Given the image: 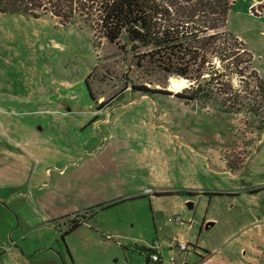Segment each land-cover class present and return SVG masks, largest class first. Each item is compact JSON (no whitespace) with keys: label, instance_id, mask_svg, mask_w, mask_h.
<instances>
[{"label":"rangeland","instance_id":"1","mask_svg":"<svg viewBox=\"0 0 264 264\" xmlns=\"http://www.w3.org/2000/svg\"><path fill=\"white\" fill-rule=\"evenodd\" d=\"M246 3L226 28L249 40L259 84L194 99L94 13L0 12V146L22 156L0 155L21 185L0 187V264H156L148 245L173 239L187 249L172 264H264V2Z\"/></svg>","mask_w":264,"mask_h":264},{"label":"trees","instance_id":"2","mask_svg":"<svg viewBox=\"0 0 264 264\" xmlns=\"http://www.w3.org/2000/svg\"><path fill=\"white\" fill-rule=\"evenodd\" d=\"M233 4L234 0H0V12L19 11L33 17L50 13L60 21L79 17L87 23L83 15L94 13L108 41L124 34L133 48L151 47L154 54L161 53L162 68L171 76L194 81L195 85L189 84L191 94L175 93L194 99L211 96L212 82L227 89L229 80L248 75L259 84L257 71L250 67V51L226 28ZM164 193L169 191L155 192Z\"/></svg>","mask_w":264,"mask_h":264},{"label":"crops","instance_id":"3","mask_svg":"<svg viewBox=\"0 0 264 264\" xmlns=\"http://www.w3.org/2000/svg\"><path fill=\"white\" fill-rule=\"evenodd\" d=\"M264 2V0H247V3H246V9L249 8V6L253 3V2ZM257 16V15H256ZM257 19L258 21H256L259 25H260V29H259V32L257 33L260 38V42L261 44L259 46H257V49L258 48H263L264 47V9L262 11V13H259L258 16H257ZM255 22V21H254ZM241 40L245 43L246 47L248 48V50L250 51V47H249V40H247V38L243 39L242 37H240ZM263 38V39H262ZM252 41V40H251ZM256 46V45H255ZM0 155H3L5 156L7 159L9 160H15L17 161L18 158H21L22 156L19 155L18 153H15L11 150H7L6 148L4 147H1L0 146ZM8 171L7 167H4L3 165L0 166V187H1V184L4 182V181H7L9 184H13V187H14V192L16 190H18V188L21 186H17L18 182L16 181V177H15V174L13 173V171H10L8 173H6ZM8 174V176H7ZM3 181V182H2ZM15 185V186H14ZM6 199L1 197L0 196V205L3 203V201H5ZM172 222V221H170ZM175 223V222H174ZM176 224H180V223H176ZM164 252V251H163ZM169 252V256H170V251ZM164 254V253H163ZM164 257H167V254L164 255Z\"/></svg>","mask_w":264,"mask_h":264},{"label":"built area","instance_id":"4","mask_svg":"<svg viewBox=\"0 0 264 264\" xmlns=\"http://www.w3.org/2000/svg\"><path fill=\"white\" fill-rule=\"evenodd\" d=\"M169 221L175 223H182L183 220L179 214H174L172 217L168 218ZM177 247L179 251H184L187 249V245L183 241L179 240H172L170 242H165L161 244L158 241H153L148 245V261L156 264H172L174 262V256L170 254L168 259L165 260L163 255V251L167 249L168 251L172 252L173 248Z\"/></svg>","mask_w":264,"mask_h":264},{"label":"bare ground","instance_id":"5","mask_svg":"<svg viewBox=\"0 0 264 264\" xmlns=\"http://www.w3.org/2000/svg\"><path fill=\"white\" fill-rule=\"evenodd\" d=\"M180 79V78H179ZM179 79H176V77L174 78H171V80H170V85H172L173 87H175V88H178V87H180L181 86V84H182V80H179Z\"/></svg>","mask_w":264,"mask_h":264},{"label":"water","instance_id":"6","mask_svg":"<svg viewBox=\"0 0 264 264\" xmlns=\"http://www.w3.org/2000/svg\"><path fill=\"white\" fill-rule=\"evenodd\" d=\"M190 204V203H189ZM191 205V204H190Z\"/></svg>","mask_w":264,"mask_h":264}]
</instances>
